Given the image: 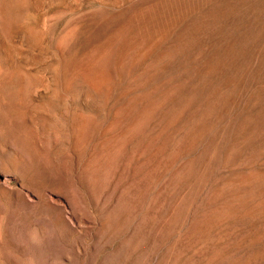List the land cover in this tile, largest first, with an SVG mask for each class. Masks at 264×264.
Instances as JSON below:
<instances>
[{
	"label": "rangeland",
	"instance_id": "1",
	"mask_svg": "<svg viewBox=\"0 0 264 264\" xmlns=\"http://www.w3.org/2000/svg\"><path fill=\"white\" fill-rule=\"evenodd\" d=\"M0 264H264V0H0Z\"/></svg>",
	"mask_w": 264,
	"mask_h": 264
}]
</instances>
